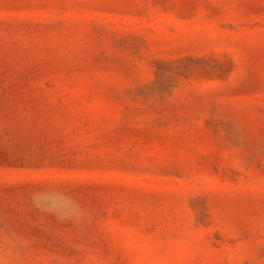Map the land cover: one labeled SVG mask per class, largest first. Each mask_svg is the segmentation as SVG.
Instances as JSON below:
<instances>
[{
	"label": "rangeland",
	"instance_id": "374dc122",
	"mask_svg": "<svg viewBox=\"0 0 264 264\" xmlns=\"http://www.w3.org/2000/svg\"><path fill=\"white\" fill-rule=\"evenodd\" d=\"M0 264H264V0H0Z\"/></svg>",
	"mask_w": 264,
	"mask_h": 264
}]
</instances>
